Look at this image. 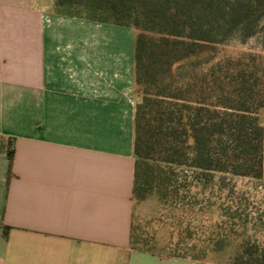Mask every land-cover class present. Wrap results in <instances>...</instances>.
Here are the masks:
<instances>
[{
  "label": "crops",
  "instance_id": "obj_1",
  "mask_svg": "<svg viewBox=\"0 0 264 264\" xmlns=\"http://www.w3.org/2000/svg\"><path fill=\"white\" fill-rule=\"evenodd\" d=\"M135 34L0 0V264L201 262L131 245Z\"/></svg>",
  "mask_w": 264,
  "mask_h": 264
},
{
  "label": "trees",
  "instance_id": "obj_2",
  "mask_svg": "<svg viewBox=\"0 0 264 264\" xmlns=\"http://www.w3.org/2000/svg\"><path fill=\"white\" fill-rule=\"evenodd\" d=\"M54 4L61 14L130 26L136 32L135 88H142L143 98L134 112L131 198L143 202L155 195L160 205L171 207L170 221H160L163 227L179 230V237L175 243L172 239L150 243L134 236L132 222V247L159 257L206 260L250 223L252 212H244L237 201L234 178H264V126L259 116L264 109V55L214 56L216 47L233 34L246 40L257 28L264 30V0H54ZM3 149L11 168L13 139L5 144L0 140ZM188 197L200 219L222 205L218 199H225L227 219L210 225L206 241L192 242L191 223L183 225L175 214ZM3 233L7 237L9 227ZM138 242L145 247H134ZM230 264H264V243L245 240Z\"/></svg>",
  "mask_w": 264,
  "mask_h": 264
},
{
  "label": "rangeland",
  "instance_id": "obj_3",
  "mask_svg": "<svg viewBox=\"0 0 264 264\" xmlns=\"http://www.w3.org/2000/svg\"><path fill=\"white\" fill-rule=\"evenodd\" d=\"M246 52H261L264 55V30L257 28L256 32L246 40H242L240 33L233 34L225 43L216 47L214 56L217 59H225L237 57L239 54ZM204 66L205 68L207 67V65ZM135 95L136 101L140 102L143 98V93L139 85L135 88ZM259 116L264 126V109L260 110ZM234 181L239 192L237 195L240 197L237 201L242 204V210L244 212H252L250 223L246 229L239 231L240 233H238L237 238L233 241L226 242L225 246L221 249L210 252L207 256L208 258L206 260H200L201 262L198 264H230L231 259L241 249V245L245 240L250 239L251 241L255 240L259 243H264V178L235 177ZM192 201L193 199L188 197L184 206L177 207L175 214L181 216L184 222L183 225H186V221L191 223V228L194 230L192 242L198 240L206 241L209 235L210 225L213 223L221 224L227 219L223 208L225 199H218L217 201L222 203V205L218 203L220 205L218 209H215L216 211L211 210L210 212H206L202 219H200L201 217L199 218L200 214L197 211V206H191L189 204ZM171 211V207L160 205L155 195H152L143 202H133L132 222L134 236L140 237V239H144L150 243L155 240L160 245L165 241L168 242V239H172L173 243H175L179 237V230L169 228V226L163 227L160 221L161 218V220L169 222L170 220H167V217H169L167 213ZM134 247L142 248L145 247V244L138 242L135 243Z\"/></svg>",
  "mask_w": 264,
  "mask_h": 264
}]
</instances>
